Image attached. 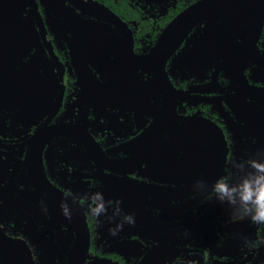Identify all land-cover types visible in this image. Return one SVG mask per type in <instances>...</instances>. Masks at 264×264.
I'll list each match as a JSON object with an SVG mask.
<instances>
[{
    "label": "flooded vegetation",
    "instance_id": "af4514ba",
    "mask_svg": "<svg viewBox=\"0 0 264 264\" xmlns=\"http://www.w3.org/2000/svg\"><path fill=\"white\" fill-rule=\"evenodd\" d=\"M60 1L100 25L0 24V264H264V18L199 25L164 72L136 56L198 0Z\"/></svg>",
    "mask_w": 264,
    "mask_h": 264
},
{
    "label": "water",
    "instance_id": "95a60500",
    "mask_svg": "<svg viewBox=\"0 0 264 264\" xmlns=\"http://www.w3.org/2000/svg\"><path fill=\"white\" fill-rule=\"evenodd\" d=\"M41 1L47 6V11L50 14L49 21L53 24H58L62 21L63 12L66 10L67 16L64 22H70L73 25H100L92 19L76 18L72 15V13H75L74 9L70 6L64 9V4L60 0ZM71 1L83 14L92 15L91 17L94 16L112 22L115 25H128L114 11L98 0ZM257 3L261 4L258 10L253 8ZM30 7H33V12L39 18L36 0H0V24L10 23L20 25L28 22L33 13H29L28 18L24 14L29 11ZM253 18H255L254 22H258L257 25L262 24L264 18V0H198L180 11L172 19L150 53L140 57L136 56V58H141L146 64H154L153 67L156 69V64L160 62L162 69H159V71L163 70L165 72L164 65L171 52L199 25H206L213 30H217L222 25H239L241 22L251 23ZM83 234L84 245H87V230H84ZM73 258L68 259V264H80L83 257L81 256L80 259Z\"/></svg>",
    "mask_w": 264,
    "mask_h": 264
},
{
    "label": "clouds",
    "instance_id": "9594fccd",
    "mask_svg": "<svg viewBox=\"0 0 264 264\" xmlns=\"http://www.w3.org/2000/svg\"><path fill=\"white\" fill-rule=\"evenodd\" d=\"M62 208H64L63 204H62ZM64 215H65L66 218L71 219V216H68L66 214V212L64 213ZM126 219L128 220L129 225H134L135 224V220H133L131 217H126ZM122 228H123V226H121V230H122ZM109 231H110V233L112 235H116L117 234L113 229H110Z\"/></svg>",
    "mask_w": 264,
    "mask_h": 264
},
{
    "label": "trees",
    "instance_id": "16d2710c",
    "mask_svg": "<svg viewBox=\"0 0 264 264\" xmlns=\"http://www.w3.org/2000/svg\"><path fill=\"white\" fill-rule=\"evenodd\" d=\"M103 1L106 5L114 9L115 11H120V5L116 4L114 0H101Z\"/></svg>",
    "mask_w": 264,
    "mask_h": 264
}]
</instances>
